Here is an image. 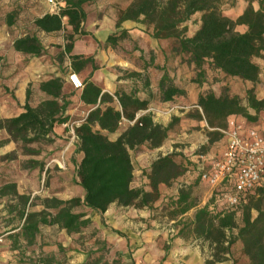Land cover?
Instances as JSON below:
<instances>
[{"label": "trees", "instance_id": "1", "mask_svg": "<svg viewBox=\"0 0 264 264\" xmlns=\"http://www.w3.org/2000/svg\"><path fill=\"white\" fill-rule=\"evenodd\" d=\"M92 1L65 0L59 14L46 13L34 22L36 30L45 34L67 31L60 60L69 55L73 72L80 74L91 67L81 94V101L89 112L81 125L75 128L78 140L76 153L82 155L76 163V177L77 184L84 190L83 198H46L42 200L41 210L30 211L31 198L19 194L15 185L5 186L1 190L3 196H17L22 205L19 212L22 224L9 234L12 250L22 251V257L27 259L20 264H64L56 254L44 253L47 243L40 239L44 227H57L69 236L80 235V239H84L85 232L91 230L89 238L93 242L90 250L85 252L83 264H124L118 253L113 262L108 260L109 241L102 238L101 230L94 226L89 213H96L104 223V215L113 204L124 208L152 209L162 197V186L172 188L189 172H196V164L189 156L174 151L159 156L144 172L149 181V190L133 186L135 170L131 152L143 146L151 150L162 148L180 118H174L167 126L155 122L153 114L149 112L152 97L142 98L136 84L130 90L119 87L110 93L104 92L102 87L90 80L99 69L95 58L72 53L76 37L87 35L84 31L87 20L85 6ZM254 2H249L244 12L235 19L224 12L226 0H134L118 12L117 29L124 22L132 21L151 28L156 40L174 41L173 54L192 68L195 76L191 81L198 86L210 82V71L223 75L225 79H239L252 84L245 98L232 94L228 86L220 94L213 89L199 94L197 110L188 117L207 125L208 142L202 147L204 152L211 151L213 146L224 140L221 130L227 128L230 117L238 116L248 124L256 125L260 122L261 113H264V97L259 98L256 92V85L261 79V67L256 59L264 56V0H257V6H254ZM196 15L200 16V27L194 35L188 36L186 23ZM15 20L16 14L10 15L8 24L13 26ZM241 27H245L246 31L242 32ZM128 39V31L122 30L110 35L105 46L116 49ZM13 47L17 53L35 58L45 52L44 45L35 34L17 38ZM137 50L142 58L145 51L135 46ZM149 55L150 62L141 69L147 71L154 67L162 71L157 83L160 102L172 103L176 98L186 97L187 90L176 84L168 67L155 64L154 51ZM1 61L0 56V66ZM127 77L141 79L142 75L132 71L127 72ZM213 81L220 80L215 78ZM150 84L149 78H145L144 85ZM64 89L65 81L61 77L41 82L39 90L46 98L34 107L33 90L29 86L24 112L0 120V130H5L11 140L21 142L26 155L40 154L29 145L35 142L51 143L52 140L47 137L55 127L70 121L66 112L70 106L67 99L72 94H66ZM123 125L125 128L121 135L112 140L109 135L119 132ZM38 166L39 162L35 161L27 165L30 169ZM193 186L182 184L178 187L176 196L171 198L168 205V217L176 221L196 209L194 220L184 224V227H189L196 238L209 242L213 254L207 264L229 260L232 247L237 242H241L249 264H264V185L243 198L237 208L221 204L217 200L219 191L214 192L205 206L199 207V201L193 195ZM253 211L257 212L256 216ZM113 231L124 236L118 230ZM33 247H38L40 252L37 254L34 251V256H26ZM59 250L62 252L64 248L59 245ZM165 251L168 254L169 247Z\"/></svg>", "mask_w": 264, "mask_h": 264}, {"label": "rangeland", "instance_id": "2", "mask_svg": "<svg viewBox=\"0 0 264 264\" xmlns=\"http://www.w3.org/2000/svg\"><path fill=\"white\" fill-rule=\"evenodd\" d=\"M134 0H93L85 6L87 12V20L84 24V31L87 28L90 30L98 27L104 18L111 20L117 18L118 12L126 8ZM257 0H247V4ZM234 9L237 12V0H226L224 12ZM52 9L46 0H0V56L2 57L0 66V114L3 119L17 116L23 107L17 99L18 87L21 79L19 78L26 67H28L32 59L35 57L18 54L13 49V42L26 34L37 35L45 47V52L41 57H38L41 62V70L35 81L31 82L30 86L33 90L32 105L35 106L46 98V95L39 90L41 82L54 77H61L67 85V94H72L73 97L78 95V92L73 90L69 83L65 80L70 72L69 61L64 57L60 60L59 51L52 49L55 46L52 42L53 37L43 32H38L34 25L37 18L46 13H51ZM16 14L15 24L10 26L8 18L10 15ZM235 14V12H234ZM200 16H194L186 25L188 26V36L194 33L200 27ZM143 25V24H141ZM144 26L146 34L145 39L149 40L134 42V40H126L121 43L119 48L113 49L105 46L94 37L83 38V35L77 36L76 41L86 39L93 45H97L94 54L99 67L96 75L102 80L101 85L105 86L106 81L110 87L115 90L119 87H124L128 90L131 87L137 86L140 89L139 95L143 98L146 95L152 97L151 112L157 123L164 126L173 122L174 118H180V122L175 124L170 133L169 140L165 143L163 151L151 150L147 146H143L131 152L135 180L134 187H144L149 190L148 179L145 176V171L148 170L151 164L163 154H170L176 151L179 154L189 156L199 146L206 145L208 142L207 125L204 122L188 117V114L197 110L198 96L203 91L213 89L217 94H220L226 86L230 88L232 94H238L245 98L248 89L252 88V84L243 82L239 79H225L223 75L214 71L209 72L210 82L200 87L191 80L195 76L191 67L182 61V58L176 57L173 54L172 48L174 41L156 40L152 36V29ZM67 32L56 35L55 40L59 37H66ZM91 35V34H88ZM155 44V50L151 49ZM100 45V46H98ZM144 46L145 54L141 58V52L135 51V46ZM154 51L155 64L158 66H167L170 75L174 78L177 85L187 90V96L176 98L172 103H161L158 95L157 83L162 75V71L154 67H150L147 71L142 70L144 64L150 62L151 56L149 52ZM55 60V61H54ZM115 62L119 64H115ZM120 62L127 63L126 66L133 65L142 75L141 79H130L127 77V72H132L129 69H123ZM256 62L261 67V79L256 85L258 97H261V92H264V56L256 59ZM91 72V67L83 71L81 79L85 80ZM105 72L112 74V79ZM149 78L150 82L155 85L152 90H145V78ZM108 78V79H107ZM215 78H219V82H214ZM152 80V81H151ZM136 82V83H135ZM79 91V90H78ZM114 92V91H113ZM176 108L174 112L169 113V109ZM81 109H76L74 116L68 123L65 130L64 127L60 130V136L55 131L50 134L47 139L52 140L51 143L35 142L30 144V148L39 151L40 154L26 155L21 142L11 140L5 130L0 132V264H20L21 261H27L22 257V251L12 250V241L9 238V233L14 228L21 226L22 221L19 215L22 209L21 202L17 196L10 194L7 196L1 195V190L5 186L15 185L19 194H24L31 198L30 211H39L42 209V200L51 197H57L61 200H70L72 198H83L84 190L77 184L76 163L81 159V155L76 153V143L78 142L76 134L72 133V128L80 126L84 121L83 115L80 114ZM78 112V113H76ZM260 121H264V113L259 117ZM125 125L122 126L119 132L122 133ZM117 132V133H119ZM110 134L109 137L114 139L115 135ZM223 142L216 144L211 150H221ZM30 161L39 162V166L34 169L27 167ZM194 180L197 174L193 172ZM182 181H178L172 188L165 186L161 187L162 197L154 204L152 209H138L148 211L149 225L153 228H158L164 232V237L161 234L154 236L160 240L158 245L153 248V260L151 262L143 259L140 264H187L188 250L200 249L207 257L211 248L207 244L201 243L196 239L189 227H184L191 220L190 216L178 218L176 221L168 217V205L172 197L177 194L178 186ZM212 188L208 185L194 184L193 195L198 199L199 203L208 195ZM76 210H86L77 208ZM127 213L129 210H125ZM89 215L97 222L94 226L101 230L102 238L108 239L110 253L107 258L113 262L118 253L124 264H136L132 261V252L124 254L127 251L126 241L127 234L120 236L115 233L111 223H104L96 216V213L91 212ZM256 216L257 212L253 211ZM124 223H128L131 216L125 215ZM241 215L238 217L240 221ZM120 231V230H118ZM121 232V231H120ZM91 230L86 231L84 239H80V235L69 236L64 230L57 227H44L40 239L47 243L44 248L45 254H56L64 264H83L85 261V252L90 250L93 240L89 238ZM115 238V241L114 239ZM163 239V240H161ZM118 240V241H117ZM59 245L64 248V251L59 250ZM169 247V252L165 261L161 260L159 254L165 253V249ZM241 242H237L232 247L230 259L233 264H249V259L244 255ZM34 251L37 254L40 252L38 247L29 249L26 256H34ZM124 254V255H123ZM27 258V257H26ZM211 259L206 260L209 261Z\"/></svg>", "mask_w": 264, "mask_h": 264}, {"label": "crops", "instance_id": "3", "mask_svg": "<svg viewBox=\"0 0 264 264\" xmlns=\"http://www.w3.org/2000/svg\"><path fill=\"white\" fill-rule=\"evenodd\" d=\"M247 5H248L247 0H237V12L234 9H231L230 11L225 12V14L228 15L229 17L235 19L244 12ZM254 6H257V1L254 2ZM234 12H235V14H234ZM116 23H117V18H115L113 20H111L109 18H104V20L101 22V24L98 27H94V29H92V30H90V28H87V30H85V32H87V35H83V38L94 37L99 42L105 44L107 38L110 35H112L113 33H116V32H121L122 30H126L129 33L130 40H134V42H138V41L148 42L149 41V40L145 39V37H146V34L144 32L145 28L143 25H141V23L126 21L122 24V27L120 29L116 28ZM240 30L242 32H244V31H246V28L241 27ZM64 32H67V31H62L59 33H54V34H47V35H51L53 37L51 43H53L55 46H53L52 49H55V50L57 49L59 51L60 56L63 54L64 49H65V44H66L65 37H63V36L59 37L57 39V41L55 40V38H56V35H58L60 33H64ZM88 34H91V35H88ZM150 43L153 45V47L151 49L155 50L154 49L155 44L153 42H150ZM13 45H14V42H13ZM98 46H100V45H98ZM139 47L143 50L145 49V47L142 45H140ZM96 48H97V45H93L91 42L87 41L86 39L78 40L75 42V48H74V51L72 54L84 55L86 57H90L91 55L94 54V51ZM13 49H14V47H13ZM18 54H20V53H18ZM65 57L69 61V63L67 65H69V69H70L69 73H71V72H73L71 59H70L69 55H66ZM115 64H119V63L115 62ZM126 64L127 63H124V62L121 63L120 62V65L123 69H129L131 71H139L133 65H129L127 67ZM41 68H42L41 62H40L39 58H33L31 64L28 67H26L22 73H20L21 76L19 78L21 79V83H20V86L18 87L17 99H18V101L22 107H24L26 104L27 89L29 88L31 82L36 80L37 75L39 74V71L41 70ZM97 72L98 71H95L93 77L90 80L92 82L98 84L100 87H102L104 92L113 93V91H115L116 87L114 86V89L111 88L107 81H106V85L102 86L101 85L102 80L99 78L98 75H96ZM69 73H68V75H69ZM82 73H80L78 75L82 76ZM105 73L107 74V72H105ZM107 75H109L110 76L109 78L112 79L111 78L112 74L108 73ZM67 79H68V76L65 78V80L68 82ZM154 86L155 85L152 82L149 86H145L144 88L148 92V90H152L154 88ZM66 90H67V85L65 84V89H64L65 93L67 92ZM82 91L83 90L77 91L78 95L76 97L71 96L67 99L70 102V106L66 112V116H69L70 120L74 116V112L76 109H81L80 114L83 115L84 119L88 115L89 108L87 106H85L83 104V102L81 101ZM263 97H264V92H261V97H259V98H263ZM143 98H146V95ZM38 104L39 103H37V105ZM37 105H35L34 107H36ZM22 112H24L23 109H22V111H20V113L18 115H20ZM76 113H78V112H76ZM1 119H3L2 114H0V120ZM154 120L156 122L155 118H154ZM68 123H66L64 125L56 126L55 130H54L55 133L58 136H60L61 135L60 130L62 129V127H64L66 130L68 127ZM1 131H3V130H0V132ZM120 135H121V132L117 133L115 135L114 139H112V140H116ZM163 150H164V147H162L156 151H163ZM163 155H165V154H163ZM81 158H82V155H81ZM195 173L197 174L196 180H194V176H192L193 172H189V174L184 179L181 180L182 182L180 183V185L178 187H181L182 184H186V187L191 185V184H199L201 186H203V185L206 186L205 183H202L200 181V179L198 177V173L197 172H195ZM176 192H178V190ZM208 195H210V196L205 198L203 201H201L199 203V207H203L209 202V200L211 199V197L213 195V190H211ZM125 210H129L128 213ZM195 212H196V209H193L188 214L185 215V216L191 217V220L189 223H191L194 220ZM127 214L129 216H131L132 219H130L128 221V223L127 222L124 223V219H126L125 215H127ZM96 216L101 221L102 218L97 214H96ZM89 217H91V216L89 215ZM147 217H148V211L138 210L134 207L124 208V207L118 206L117 204L111 205L110 208L108 209V211L104 215V220L106 221V223H111L115 230H120L121 232L127 234V239H129V241L128 242L126 241V245H129V247H127V251H124L123 253L129 254L130 252H132V254H131V256L133 258L132 261H133V263L135 262L136 264H140V262H142L143 259H145L148 262H151L153 260V258H152L153 257L152 256L153 251L152 250H153L155 245H158V243H160V240L155 239L154 236H159L161 234V236L163 238L165 235L163 232V229L162 230H158V228L155 229V228H153L152 224L150 226L149 225L150 221L148 220ZM91 219L94 222L98 221L92 217H91ZM14 229H16V228H14ZM14 229L11 230L10 233H13ZM113 239L115 241V238H113ZM196 239H198V238H196ZM161 240H163V239H161ZM199 241L203 244H207L210 246L209 242H207V241H204L202 239H200ZM210 248H211V246H210ZM212 254H213L212 248H211V251L209 253L210 257L209 256L207 257V255L205 253H203L200 249H194L193 251L188 250V252L186 254L188 257L186 263L187 264H206L207 259H212ZM159 256H160L161 260L165 261L167 258V253L165 254L162 252L159 254ZM216 264H233V262L231 260H226L224 262H219Z\"/></svg>", "mask_w": 264, "mask_h": 264}, {"label": "built area", "instance_id": "4", "mask_svg": "<svg viewBox=\"0 0 264 264\" xmlns=\"http://www.w3.org/2000/svg\"><path fill=\"white\" fill-rule=\"evenodd\" d=\"M46 1L51 13L59 14L65 6V0ZM67 80L74 90L85 87L75 72L69 73ZM175 109L172 107L168 111L172 113ZM221 132L224 135L221 150L204 152V144L193 150L190 159L196 164L200 181L210 186L213 194L220 192L217 200L237 208L243 198L264 185V121L250 125L243 118L232 116L227 128ZM72 133H75L73 128Z\"/></svg>", "mask_w": 264, "mask_h": 264}]
</instances>
